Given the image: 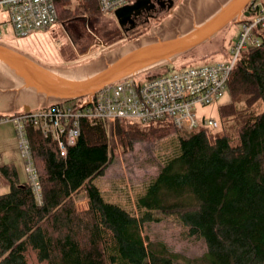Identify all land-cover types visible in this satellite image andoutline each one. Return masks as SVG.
I'll use <instances>...</instances> for the list:
<instances>
[{
    "label": "trees",
    "instance_id": "obj_1",
    "mask_svg": "<svg viewBox=\"0 0 264 264\" xmlns=\"http://www.w3.org/2000/svg\"><path fill=\"white\" fill-rule=\"evenodd\" d=\"M54 4L64 26L100 16L97 0ZM226 93L230 100L218 107L215 130L181 133L169 119H82L64 158L28 126L40 198L12 165L0 167L9 185L0 194V264H176L166 243L143 232L162 219L180 222L185 239L202 243L195 264H264V42L242 51ZM175 134L177 154L137 199L142 215L103 200L93 181L117 152L130 153L136 143L155 147ZM81 192L87 209L79 212Z\"/></svg>",
    "mask_w": 264,
    "mask_h": 264
},
{
    "label": "rangeland",
    "instance_id": "obj_2",
    "mask_svg": "<svg viewBox=\"0 0 264 264\" xmlns=\"http://www.w3.org/2000/svg\"><path fill=\"white\" fill-rule=\"evenodd\" d=\"M76 1L78 0H74V2ZM225 2V0H184L176 17L167 18L156 32L133 44H126V40H121L122 35L113 16L101 14L90 20L76 19L65 26L56 21L50 27L37 30L25 37L14 36L9 26H5L0 31V44L17 49L38 64L55 70L62 76L78 79L91 75L95 70L104 66L103 63L111 62L135 46L189 31L211 16ZM5 18V13L0 11V20ZM240 29V22L232 21L210 39L177 56L172 61L141 70L130 77L139 81L156 73L167 76L187 68L225 63L230 57L231 49L236 43ZM74 33L75 36L77 35L76 37H72ZM79 34L80 36H78ZM5 75L7 74L5 73ZM5 78L8 88L16 86L15 81L13 80L12 83V78L8 75ZM28 96L39 97V104L43 103L42 96L23 88L22 97ZM82 100L83 97L69 100L66 104H80ZM229 100L226 93L223 98L212 105L195 107L194 112L197 114L200 126L203 127L202 118L218 121V107ZM177 140L178 136L175 134L159 141L155 147L136 143L130 153L120 154L117 152L104 175L93 181L103 196V200L122 207L132 216L142 215L144 210L136 206L137 199L155 178L159 168L177 154ZM20 155L18 152L19 181L28 182L25 163ZM1 181L6 180L0 173V186ZM8 190L9 186L2 189L0 194L8 192ZM75 201H77L75 202L76 207L82 209H77V211L81 212L87 209V200L84 198V194L81 197L77 196ZM153 214L160 217V215H156V212ZM181 227V223L178 221L162 219L159 223L145 225L143 232L144 234L148 233L152 241L166 243L170 250L177 255L176 264H195L194 261L203 255L204 246L200 241L185 239L182 236ZM197 264H206V261L199 259Z\"/></svg>",
    "mask_w": 264,
    "mask_h": 264
},
{
    "label": "built area",
    "instance_id": "obj_3",
    "mask_svg": "<svg viewBox=\"0 0 264 264\" xmlns=\"http://www.w3.org/2000/svg\"><path fill=\"white\" fill-rule=\"evenodd\" d=\"M97 2L101 15L113 16L115 10L130 0ZM0 11L6 15L4 20H0V31L9 26L16 37L29 36L57 21L54 0H0ZM244 11L248 15L240 17L241 29L225 63L187 68L171 75L150 76L139 81L129 76L84 96L80 104L53 101L9 118L15 126L27 180L37 200L40 198L38 175L26 127H33L44 138L53 141L63 158L67 148L73 146L80 135L82 119H98L108 124L124 119L141 123L169 119L180 132L196 130L200 122L194 112L195 107L212 105L223 98L231 71L242 51L260 47L264 42V0H251ZM2 121H7V118H0ZM201 122L203 127L215 129L218 126L217 121L211 118H202Z\"/></svg>",
    "mask_w": 264,
    "mask_h": 264
},
{
    "label": "water",
    "instance_id": "obj_4",
    "mask_svg": "<svg viewBox=\"0 0 264 264\" xmlns=\"http://www.w3.org/2000/svg\"><path fill=\"white\" fill-rule=\"evenodd\" d=\"M144 0L114 11L119 25L124 16ZM251 0H227L217 11L189 31L166 39H157L123 53L102 69L82 79H71L48 69L28 55L0 44V69L12 78L20 89L48 99L69 101L87 96L103 86L129 77L141 70L170 62L198 44L210 39L233 20L247 16L243 12Z\"/></svg>",
    "mask_w": 264,
    "mask_h": 264
},
{
    "label": "crops",
    "instance_id": "obj_5",
    "mask_svg": "<svg viewBox=\"0 0 264 264\" xmlns=\"http://www.w3.org/2000/svg\"><path fill=\"white\" fill-rule=\"evenodd\" d=\"M166 38L167 37L162 39H166ZM107 63H110V61L106 62L105 64L103 63V65L105 66ZM104 66H101V68L95 70L92 74L99 71ZM5 76L7 75H5V73L0 69V118H8L13 115H17L22 112H27L28 110L36 109L44 105L43 103L39 104L40 103L39 97L28 96L26 97L27 99L25 97H22L23 89H20L19 86H17L16 84L14 88L13 86L8 88V85L6 84ZM85 77L87 76H83L78 79H82ZM12 83H13V79H12ZM42 101L50 102L54 100L43 97ZM18 152L19 149L17 146L16 131L14 124L11 121L0 122V167L3 165H12L17 172V166L19 165ZM20 157L22 158L21 155ZM1 182L2 183L0 186V191L2 189H6L9 186L7 180ZM81 194L82 192L78 196L79 197L83 196V194L82 195Z\"/></svg>",
    "mask_w": 264,
    "mask_h": 264
},
{
    "label": "flooded vegetation",
    "instance_id": "obj_6",
    "mask_svg": "<svg viewBox=\"0 0 264 264\" xmlns=\"http://www.w3.org/2000/svg\"><path fill=\"white\" fill-rule=\"evenodd\" d=\"M136 1L137 0H130L125 6L132 5ZM182 1L184 0H144L136 9L123 17L124 24L122 26L119 25L117 18L113 15L118 30L122 35L121 40H126V44H133L138 40L144 39V37L149 34L156 32L158 27H160L167 18L171 19L174 16L176 17ZM233 21L235 22L236 20ZM74 32L76 33V30H74ZM75 33L72 37L77 36H75ZM78 36H80V34ZM48 103L50 102L43 101L44 105Z\"/></svg>",
    "mask_w": 264,
    "mask_h": 264
},
{
    "label": "bare ground",
    "instance_id": "obj_7",
    "mask_svg": "<svg viewBox=\"0 0 264 264\" xmlns=\"http://www.w3.org/2000/svg\"><path fill=\"white\" fill-rule=\"evenodd\" d=\"M246 7V6H245ZM121 8V7H120ZM119 9V8H118ZM244 10V9H243ZM243 12H245V11H243ZM148 68H151V66H149ZM41 107H43V106H41ZM41 107H38V108H41ZM38 108H36V109H38ZM23 113V112H22ZM18 115V114H17ZM13 116H15V115H13ZM13 116H11V117H13ZM11 117H8L7 118V121H10L9 120V118H11ZM13 123V122H12ZM174 125V124H173ZM26 129H27V127H26ZM27 131V130H26ZM181 133H183V132H181Z\"/></svg>",
    "mask_w": 264,
    "mask_h": 264
}]
</instances>
